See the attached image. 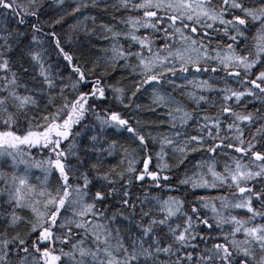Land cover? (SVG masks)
I'll use <instances>...</instances> for the list:
<instances>
[{"label": "snow or ice", "instance_id": "6c2138e0", "mask_svg": "<svg viewBox=\"0 0 264 264\" xmlns=\"http://www.w3.org/2000/svg\"><path fill=\"white\" fill-rule=\"evenodd\" d=\"M0 264H264V0H0Z\"/></svg>", "mask_w": 264, "mask_h": 264}]
</instances>
